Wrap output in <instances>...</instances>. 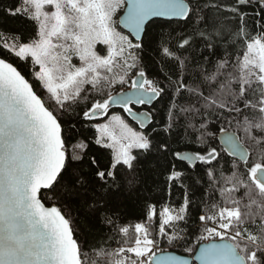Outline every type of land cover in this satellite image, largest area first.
Masks as SVG:
<instances>
[{"label":"snow or ice","instance_id":"snow-or-ice-1","mask_svg":"<svg viewBox=\"0 0 264 264\" xmlns=\"http://www.w3.org/2000/svg\"><path fill=\"white\" fill-rule=\"evenodd\" d=\"M205 6L202 0H0V12L35 26L28 40L13 34L11 41L0 37V46L39 66L33 76L48 94L46 101L0 57V264H264V0L213 5L238 21L235 31H227L233 46L243 45L215 61L216 38L226 29L217 24L219 17L206 18ZM247 6L260 9V21L249 17L258 26L251 32ZM154 26L171 30L154 34ZM198 42L207 55H185ZM97 45L105 47L98 51ZM153 53L160 56L159 72L149 78ZM84 85L102 98L76 112L74 106L88 98L82 96ZM116 85L130 91L113 95ZM163 97L168 101L162 126L153 124L154 109L132 107ZM113 105L141 130L118 114L92 125L99 133L96 145H119L102 164L76 136L71 115L92 121ZM212 119L236 126L221 150L211 142ZM177 128L192 129L199 150H173ZM222 151L239 162L233 159L226 169ZM254 153L258 158L250 162ZM141 169L166 173L169 194L176 184L184 197L178 207L162 208L155 228L157 208L147 204L130 238L131 226L117 223V201L139 194ZM201 185L206 190L195 243H208L191 258L167 251L162 245L194 253L181 224L191 216L189 189ZM81 224L97 233L115 230L123 238L120 246L89 244Z\"/></svg>","mask_w":264,"mask_h":264},{"label":"trees","instance_id":"trees-1","mask_svg":"<svg viewBox=\"0 0 264 264\" xmlns=\"http://www.w3.org/2000/svg\"><path fill=\"white\" fill-rule=\"evenodd\" d=\"M3 3H7L8 0H2ZM202 3L206 5L204 7V14L206 18L212 19L215 17H219V20H217V24L219 25L222 23L225 26V31L222 33L221 37L216 38L217 41V49H216V55L211 57L213 61L216 59L223 57L227 54H232L233 56L237 54V52L243 48V45H237L233 46L232 44V36L229 34L227 29H231L235 31L238 27V21L228 12H226L223 8L219 12L215 10L213 7L216 3L221 4H231L232 0H202ZM248 13V17H245V19L248 21L247 28L248 31L251 32L254 27L258 26L254 23L252 19H249V17H255V20L260 21L261 17L256 16V13L260 11L259 7H253V6H247L244 9ZM264 22V21H261ZM201 28L207 27L203 22L201 23ZM174 27V26H173ZM125 34H128L126 30L122 29ZM171 29H164L162 30L159 27L154 26L153 32L154 34H159L162 31H170ZM35 31V26L31 21L22 19L20 17H11L5 15L3 12H0V37L7 36L9 41H11V37L13 34H15L17 37L23 40H28L32 37ZM255 34V33H253ZM3 41L0 39V45H2ZM185 55H191L196 58H200L203 55H207V50L204 49V46L202 43L198 42L192 49L189 50L188 53H185ZM0 56L7 59L8 61L12 62L14 65H16L19 70L29 79V81L32 83L35 91L47 101V93L46 90L42 89L40 83L34 78L33 72L39 71V66H35L33 68V65L31 61H21L10 54H8L2 46H0ZM154 60L152 62V68L150 72L149 78H151L153 75H156L159 72V64L156 63V61L160 60V56L156 53H153ZM163 78V77H161ZM129 88L128 85L120 86L116 85L111 89L112 94L122 91L124 89ZM85 92L82 93L83 95H87V100H81L79 103V106L75 107V111L79 112L80 109H87L88 106L91 105L94 99L102 98L100 97L94 89H92L91 85L85 86ZM107 91V89H105ZM167 101L168 97H163L161 100H157L153 107H148L147 109L149 111H154V119L153 124L157 126H162L165 119H166V109H167ZM114 112H118L121 114V116L124 117L125 120H127L133 127H135L138 130H141L139 125L133 122L127 113L123 112L121 108L119 109H113L109 110V114L112 115ZM106 115L104 118L108 119L110 115ZM65 120H68L69 117H65ZM71 122L76 124V131L75 134L78 138L86 140L89 144V150L91 154H94L100 158V162L102 164H107L108 161L111 159L114 148H104L100 145H96L94 143L96 137L99 135V133L96 132V129L92 127V125L98 123V119L92 120V121H83L82 115L76 116L74 113L71 115ZM183 123V120H181V124ZM222 129H227L231 131H236L235 124L229 126L225 124L223 121L216 122L214 119L209 123L208 125V131L215 134L213 140L211 141L213 146L217 147L218 150L223 149L224 147L221 145L219 140V133ZM177 135L174 137L172 148L175 151H197L199 150V145L194 142L195 140V133L192 129H188L185 131L183 128H177L176 129ZM242 136V134H241ZM106 142V140H105ZM251 150V149H250ZM135 151V150H134ZM222 155L224 157V160L221 161L225 165V168L230 167V162L233 158L228 156L226 153L222 151ZM258 158L256 154H253V157L251 159ZM229 163H225V162ZM237 162L238 159H237ZM178 167H186V165L182 163H178ZM202 171V170H201ZM166 173H163L160 170H152V169H141L139 172V180L140 183L138 185V188L140 189V192L136 196H122L117 201L118 211L120 219L117 221L119 225H130L129 230V237L131 238L134 235V225L137 222H143L144 218L146 216L147 212V204H155L157 208V218L155 221H153V227H157L159 223V213L162 211V208L165 205H170L172 207H178L184 197V189L179 187L176 184H173L171 188V193L169 194L168 190V184L166 179ZM191 183V182H189ZM206 188L204 185L201 186H193L189 189V196L192 201V205H190V213L191 216L188 219L187 225L181 224L182 227L187 228L188 237H189V243L186 245L187 247H193L194 253L197 251L198 247L205 241H201L200 244H196V240L199 236V231L197 230V226L199 225L198 221V215L201 213V200L204 196ZM45 203L48 206L52 205L51 201H45ZM63 210V209H62ZM72 211V214L74 216H78L79 213ZM88 229L86 235H87V241L89 244H95V243H103V246L107 248L108 250H112L115 248H118L120 244L117 243V241L122 240V236L118 235L115 230H110L108 227H103L99 233L95 232V230L90 229V226L81 224V231H85ZM108 237H112V239H108ZM83 239V237H82ZM166 250L170 251H176L182 255L185 256H191L193 254H188L184 252L183 247H175V248H169L166 244L162 245Z\"/></svg>","mask_w":264,"mask_h":264},{"label":"water","instance_id":"water-1","mask_svg":"<svg viewBox=\"0 0 264 264\" xmlns=\"http://www.w3.org/2000/svg\"><path fill=\"white\" fill-rule=\"evenodd\" d=\"M124 30H126V29H124ZM127 31V30H126ZM1 57V56H0ZM3 58V57H2ZM10 62V61H9ZM12 63V62H11ZM14 66H16V65H14ZM17 67V66H16ZM18 68V67H17ZM18 70H19V68H18ZM20 71V70H19ZM22 73V72H21ZM23 74V73H22ZM24 75V74H23ZM25 76V75H24ZM25 78L26 79H28L26 76H25ZM29 80V79H28ZM30 82V81H29ZM31 83V82H30ZM32 84V83H31ZM33 89H34V87H33ZM35 90V89H34ZM123 91H130V88H127V89H124V90H122V91H119V92H123ZM119 92H116V93H114L113 95H116L117 93H119ZM38 94V93H37ZM39 95V94H38ZM155 102L156 101H154L153 102V105L155 104ZM153 105H151V106H148V105H145V106H140V105H132V107H133V109L135 110V111H149L147 108L148 107H153ZM120 108V106L119 105H113L110 109L111 110H113V109H119ZM128 115V114H127ZM129 116V115H128ZM129 118L133 121V122H135L136 124H138L131 116H129ZM139 125V124H138ZM227 130V129H226ZM232 132H235V131H231V130H227L226 132L224 131V130H221L220 131V133H219V140H220V143H221V145L224 147V148H226L227 147V145L226 144H224L223 143V141L225 140V137H226V134L227 133H232ZM188 151H190V150H188ZM238 159V158H237ZM46 204V203H45ZM46 206H48L47 204H46ZM52 206V205H51ZM206 243H208V242H203L202 244H206ZM201 244V245H202ZM200 245V246H201ZM199 246V247H200ZM199 247H198V249H199ZM198 249H197V251H198ZM167 251H170V250H167ZM173 252H175L177 255H182V254H180V253H178V252H176V251H173ZM195 254V253H194ZM193 254V255H194ZM186 257H188V258H191V256H186ZM197 264H198V262H197Z\"/></svg>","mask_w":264,"mask_h":264},{"label":"rangeland","instance_id":"rangeland-1","mask_svg":"<svg viewBox=\"0 0 264 264\" xmlns=\"http://www.w3.org/2000/svg\"><path fill=\"white\" fill-rule=\"evenodd\" d=\"M105 46H103V45H97V50L99 51V50H101V49H103ZM101 54H106L105 52H101ZM74 64H76L77 66H79V61L76 59V58H73V61H72ZM85 86L86 85H84V88H85ZM113 114H118V115H121L120 113H118V112H114ZM110 115V114H109ZM111 116V115H110ZM105 116H103V117H99V118H97L98 119V123L97 124H104V123H108V121H109V119H110V117L108 118V119H105L104 118ZM126 122L132 127V128H134V129H136L135 127H133L127 120H126ZM137 131H140V130H138V129H136ZM114 131H115V135L117 136V138H119V136H120V129L117 127V128H115L114 129ZM105 140H106V142H110V141H108L107 140V138H105ZM114 150H117L118 148H119V145L118 144H116V145H114Z\"/></svg>","mask_w":264,"mask_h":264}]
</instances>
